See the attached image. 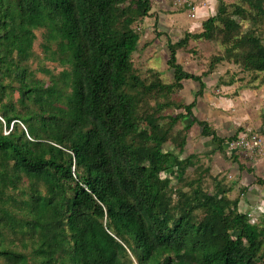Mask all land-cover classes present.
<instances>
[{"label":"trees","instance_id":"1","mask_svg":"<svg viewBox=\"0 0 264 264\" xmlns=\"http://www.w3.org/2000/svg\"><path fill=\"white\" fill-rule=\"evenodd\" d=\"M241 2L248 9L229 11L219 0L200 33L167 41V85L147 84L132 63L151 0H0V264H264V227L230 189L202 188L208 168L197 154L180 156L193 124L221 153L236 133L220 138L197 119L196 98L162 114L183 81L202 96L212 72L177 62L190 40L225 45L212 66L264 71L263 31H241L249 19L264 26V0ZM37 31L43 57L60 68L40 70L48 82L30 67Z\"/></svg>","mask_w":264,"mask_h":264},{"label":"rangeland","instance_id":"2","mask_svg":"<svg viewBox=\"0 0 264 264\" xmlns=\"http://www.w3.org/2000/svg\"><path fill=\"white\" fill-rule=\"evenodd\" d=\"M185 1L151 0V15L135 24L140 38L137 49L132 54V63L135 73L147 84L155 78L167 85L173 82L172 71L166 64L167 41L176 43L187 32L200 33L202 22L214 16L219 6V0ZM222 1L229 6V11L233 10L234 4L248 9L241 0ZM255 28L257 32L261 29L264 36V26L260 23L254 26L250 19L241 21L243 33L247 34L250 29ZM35 34L34 56L29 61L30 67L38 79L48 82L49 77L40 70L46 69L56 74L60 68L43 57L42 31ZM224 46L220 40L199 39L190 40L187 47L177 51V62L186 72L195 75L207 73L208 70L212 72L204 77L205 89L202 96L195 95L197 84L186 82L180 90L169 96L173 106L165 108L162 114L176 115L182 110L177 109L175 105L189 104L196 98L199 108L196 109L197 112L194 109L195 117L207 122L218 137L229 138L236 133L237 138L242 136L248 143H251V135L260 137L257 147L242 149L235 145L236 140H233L224 145V153H221L215 151L216 144L212 147L197 145L200 135L194 124L187 132L189 139L180 156L185 158L190 154H197L200 169L208 168V173L200 183L202 188L209 193L213 192L215 185L230 189L226 196L231 200L239 199V211L249 212V222L264 227V188L255 182L257 177L264 180V71H246L231 61H222L212 66L216 56H224ZM220 78L225 82L232 78L234 82L230 85H220ZM152 100L150 104L154 106L155 101ZM162 102L159 98V103ZM181 128L182 123L179 122L174 129ZM163 148L177 152L171 143H166ZM234 156L237 162L233 160ZM240 165L243 166L241 169ZM197 173L198 171L188 169L186 176L190 180L197 178ZM243 188L246 190L241 193Z\"/></svg>","mask_w":264,"mask_h":264},{"label":"crops","instance_id":"3","mask_svg":"<svg viewBox=\"0 0 264 264\" xmlns=\"http://www.w3.org/2000/svg\"><path fill=\"white\" fill-rule=\"evenodd\" d=\"M186 82H191V83H193V84H197V83H195V82H193V81H190V80H187V81H183L181 84H182V86H183V84L184 83H186ZM203 82H204V79H203ZM197 86H198V84H197ZM194 89V88H193ZM194 99V98H193ZM192 99V100H193ZM190 103V102H189ZM199 108V105H198V100H196V106H195V111H196V109H198ZM194 109H193V114H194V116H196L195 114H196V112H194ZM199 111H201V110H199ZM198 111V112H199ZM213 111V110H212ZM197 119H198V117H197ZM200 120V119H199ZM194 125V124H193ZM192 125V126H193ZM196 125V128L198 129V134L200 135V138L198 139V142H197V145L198 146H210V147H212V145H215L216 143L213 141V139L211 138V137H204V136H202L200 133H201V128L197 125V124H195ZM210 126V125H209ZM216 133V132H215ZM217 134V133H216ZM221 137V136H220ZM221 138H223V136L221 137ZM188 139H189V136L187 137V142H188ZM216 147H215V151H217L216 150V148H217V144L215 145ZM214 151V152H215ZM207 154H209V153H207Z\"/></svg>","mask_w":264,"mask_h":264},{"label":"built area","instance_id":"4","mask_svg":"<svg viewBox=\"0 0 264 264\" xmlns=\"http://www.w3.org/2000/svg\"><path fill=\"white\" fill-rule=\"evenodd\" d=\"M186 1H189V0H186ZM185 1V3H186ZM1 119V118H0ZM2 120V119H1ZM249 139H251V143H248L245 138H243L242 136H238V138L236 139L235 141V145L239 146V148H248V149H252L254 147H257L260 143V137L259 136H256V135H251L249 137ZM72 171L74 172V169H72Z\"/></svg>","mask_w":264,"mask_h":264}]
</instances>
